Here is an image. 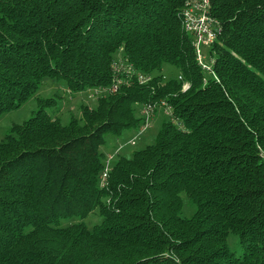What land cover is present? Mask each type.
Segmentation results:
<instances>
[{
  "label": "trees",
  "instance_id": "16d2710c",
  "mask_svg": "<svg viewBox=\"0 0 264 264\" xmlns=\"http://www.w3.org/2000/svg\"><path fill=\"white\" fill-rule=\"evenodd\" d=\"M186 1L0 0V116L46 78L106 93L67 125L45 111L55 99L36 98L0 142V264H264V0H208L207 70ZM166 64L176 79L151 76ZM162 103L154 143L108 160L106 137ZM94 212L92 229L59 227Z\"/></svg>",
  "mask_w": 264,
  "mask_h": 264
},
{
  "label": "rangeland",
  "instance_id": "374dc122",
  "mask_svg": "<svg viewBox=\"0 0 264 264\" xmlns=\"http://www.w3.org/2000/svg\"><path fill=\"white\" fill-rule=\"evenodd\" d=\"M202 52L208 58L209 49L202 48ZM121 52L115 55L116 59H119ZM162 75L165 81L170 79H176L178 77L177 69L170 65H163L160 71H154L151 76ZM105 92H97L94 90H85L79 93H70L66 89V85L63 81H56L54 79H44L41 86L38 88L35 95H33L25 104L19 109L5 113L0 116V142L5 139L9 134L10 127L13 124H21L30 118L37 110L36 98L56 100L57 105L55 108H46V113L51 117L59 118L62 125H67L71 118H80V107L88 106L91 109L96 107V99L105 96ZM137 117H141L145 122V115L143 107H138L136 112ZM169 119V109L165 104H160L155 107L154 113H151L147 120V126H142L140 129L124 131L123 134L116 138L114 136H107L106 143L101 148L103 152H107L109 155H116L118 152L121 155L129 156L134 151H139L154 143L156 134L158 133L163 121ZM183 208L180 213L181 218H190L194 213V206L187 202V199L182 195ZM101 218L97 215V212L89 214L85 219L71 218L63 219L60 221L59 227L65 228L73 224L83 222L89 229L101 223ZM227 245L229 250L236 256L241 257L243 255V249L240 247L238 238L235 235L230 234L227 238Z\"/></svg>",
  "mask_w": 264,
  "mask_h": 264
},
{
  "label": "built area",
  "instance_id": "2783aa9c",
  "mask_svg": "<svg viewBox=\"0 0 264 264\" xmlns=\"http://www.w3.org/2000/svg\"><path fill=\"white\" fill-rule=\"evenodd\" d=\"M209 1L208 0H187L185 7L183 9V28L184 31L192 36V43L195 49L196 60L203 70H207L206 55L202 52V48H209L210 44L215 40V34L217 31L216 24L214 20L209 15ZM118 70L117 67H115ZM138 81L143 83L146 78L142 76L137 77ZM180 79V78H179ZM116 87L113 86V90ZM188 89V84L183 85V90ZM95 94L97 92H103V90H94ZM145 122L143 121V126L146 128L148 117H150L152 111L143 107ZM111 156H108V160ZM102 180L106 178V174L109 171L108 164L103 170Z\"/></svg>",
  "mask_w": 264,
  "mask_h": 264
}]
</instances>
